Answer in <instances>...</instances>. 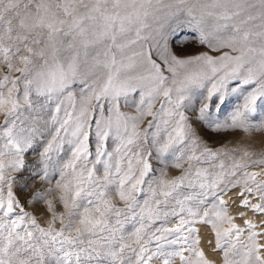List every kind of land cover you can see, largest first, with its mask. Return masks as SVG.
<instances>
[{
	"label": "snow or ice",
	"instance_id": "6c2138e0",
	"mask_svg": "<svg viewBox=\"0 0 264 264\" xmlns=\"http://www.w3.org/2000/svg\"><path fill=\"white\" fill-rule=\"evenodd\" d=\"M0 264H264V0H0Z\"/></svg>",
	"mask_w": 264,
	"mask_h": 264
},
{
	"label": "rangeland",
	"instance_id": "374dc122",
	"mask_svg": "<svg viewBox=\"0 0 264 264\" xmlns=\"http://www.w3.org/2000/svg\"><path fill=\"white\" fill-rule=\"evenodd\" d=\"M229 107H230V106H227L226 109H225V111H227Z\"/></svg>",
	"mask_w": 264,
	"mask_h": 264
}]
</instances>
